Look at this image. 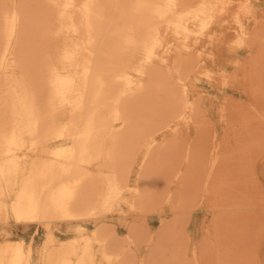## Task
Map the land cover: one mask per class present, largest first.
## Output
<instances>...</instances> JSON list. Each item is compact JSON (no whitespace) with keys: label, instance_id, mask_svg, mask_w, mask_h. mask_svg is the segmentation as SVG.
<instances>
[{"label":"rangeland","instance_id":"374dc122","mask_svg":"<svg viewBox=\"0 0 264 264\" xmlns=\"http://www.w3.org/2000/svg\"><path fill=\"white\" fill-rule=\"evenodd\" d=\"M35 2L6 0L26 10L35 8ZM213 14L200 30L199 20L184 21L196 32L179 31L172 23L158 26L155 54L147 61L136 55L134 62L142 63V70L130 72L142 88L165 90L154 109L158 113L142 114L140 130H123L120 120L104 129V135L124 133L115 142L123 151L113 162L126 186L119 209H98L82 233L92 235L105 226L125 264H264V192L259 191L264 187V152L261 159L258 128V111L264 109V0H223ZM68 38L60 36L56 43ZM12 72L19 89L29 92L25 75L18 68ZM51 101L38 106L46 104L51 123L58 126L67 120L69 108ZM55 134L45 136L44 149H56L65 140ZM22 135L21 144L12 146L18 160L48 156L28 147L40 133ZM131 139L137 141L123 147ZM7 145L1 143L0 152ZM104 163L82 167L89 178L104 179L112 171ZM67 223L54 225L59 239L79 236ZM34 233L38 242L43 226L11 219L0 223V240L27 239ZM91 247L98 264H113L104 258V242L93 240Z\"/></svg>","mask_w":264,"mask_h":264},{"label":"bare ground","instance_id":"6f19581e","mask_svg":"<svg viewBox=\"0 0 264 264\" xmlns=\"http://www.w3.org/2000/svg\"><path fill=\"white\" fill-rule=\"evenodd\" d=\"M35 1V8L26 10L0 0V144H8L0 152V223L34 222L43 226V233L38 242L36 233L0 240V264H98L92 257L93 240L104 242L107 261L125 264L105 226L92 235L82 233L98 209H119L126 186L124 173L113 162L123 151L115 142L124 133L109 136L104 129L120 120L123 130H140L142 114L158 113L154 109L165 90L142 88L130 73L142 70V63L134 62L136 55L147 61L155 54L158 26L172 23L179 31L196 32L184 21L199 20L198 29L205 28L215 4L223 0ZM60 36L76 38L58 46ZM15 68L25 75L29 92L17 86ZM49 100L69 108L67 120L58 126L51 123ZM42 102L46 104L39 107ZM258 116L262 159L264 109ZM24 132L40 133L28 147L49 153L47 157L17 159L12 146L21 144ZM49 133L65 138L51 151L41 146ZM104 139L111 141L105 150ZM129 141L123 147L137 139ZM95 162L110 165L111 173L89 178L82 165ZM259 191L263 196V185ZM62 222H69L79 236L59 239L53 227Z\"/></svg>","mask_w":264,"mask_h":264}]
</instances>
